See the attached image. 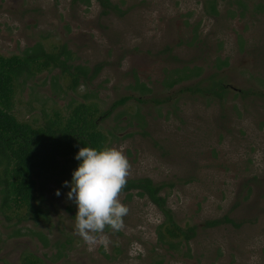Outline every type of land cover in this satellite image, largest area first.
I'll return each mask as SVG.
<instances>
[{"label": "rangeland", "instance_id": "rangeland-1", "mask_svg": "<svg viewBox=\"0 0 264 264\" xmlns=\"http://www.w3.org/2000/svg\"><path fill=\"white\" fill-rule=\"evenodd\" d=\"M112 1L125 13L103 14L96 0L90 6L0 0L1 54H21L37 42L54 51L65 43L72 64H103L75 91L59 68L28 83L20 79L13 112L41 126L56 110L66 115L85 94L102 111L131 96L100 121L108 147L125 146L128 178L169 183L164 192L177 221L196 225L197 235L174 247L160 242L161 211L146 198L121 194L130 209L124 229L105 230L108 251L102 245L89 251L75 234L78 205L67 199L70 187L63 184L71 182L75 164L62 159L68 172L61 167L38 179L34 204L43 217L35 220L28 207L0 211V264H23L28 252L45 264H264V11L254 7L264 0H248L245 17L228 14L233 0H220L218 16L206 13L204 0ZM217 57L228 58L229 66L217 71ZM186 65L202 66L203 78L217 72L229 94L223 100L191 94L183 90L188 82L166 88L169 71ZM136 78L151 91L137 88ZM224 216L236 224L206 225ZM17 229L24 234L16 235ZM59 249L65 255L57 257Z\"/></svg>", "mask_w": 264, "mask_h": 264}, {"label": "trees", "instance_id": "trees-1", "mask_svg": "<svg viewBox=\"0 0 264 264\" xmlns=\"http://www.w3.org/2000/svg\"><path fill=\"white\" fill-rule=\"evenodd\" d=\"M74 1L82 2L86 6L92 3V0ZM96 1L101 6L103 14L125 13L119 4L112 0ZM204 1L207 14L212 16L220 14V0ZM228 4L227 12L231 16L245 17L250 8L248 0H233ZM254 7L258 12L264 11L262 1L254 3ZM72 58L73 52L65 43L54 51L47 50L42 42H37L27 47L21 54L6 56L0 53V211L28 207L30 212L34 213L35 220L43 217L42 208L34 204L38 199L39 177L43 173L58 171L61 167L68 172L62 165V159L74 163L76 170L82 162L75 158L81 147L90 146L97 149L108 147V137L102 130L100 121L111 114L112 109L131 99V96H124L114 102L111 110L102 111L94 100L88 102L89 95L85 94L84 101L76 104L71 102L68 105L69 111L66 115L56 110L41 126L19 120L13 111L15 86L20 79L28 83L44 71L51 72L59 68L69 79L68 88L75 91L82 83L87 84L95 79L103 68L101 63L95 65L93 69L81 64L75 65L70 62ZM229 64L228 58L217 57L214 66L219 71ZM203 72L204 68L200 65L176 67L169 71L164 85L172 89L178 84L188 82L183 89L188 93L225 99L229 94L225 81L217 78V72L203 78ZM195 80L197 82L194 83ZM136 87L142 92L151 91V88L140 83L138 78ZM153 101L163 103L166 99ZM168 186L169 183H157L148 176L128 178L122 194H125L128 200L135 196L146 198L161 211L163 221L157 228L160 242L173 247L176 246L175 243L189 244L196 237L198 227L191 224L182 226L177 221L173 209L168 204V194L164 192ZM18 219L19 222L26 220L23 216ZM223 223L236 224L233 219L224 216L209 220L206 225L216 226ZM31 232L39 236L45 245L50 244L45 235L33 230ZM15 234L24 233L17 229ZM63 255H65L63 250L59 249L57 257ZM23 264L45 263L33 252H28L23 255Z\"/></svg>", "mask_w": 264, "mask_h": 264}, {"label": "clouds", "instance_id": "clouds-1", "mask_svg": "<svg viewBox=\"0 0 264 264\" xmlns=\"http://www.w3.org/2000/svg\"><path fill=\"white\" fill-rule=\"evenodd\" d=\"M75 158L82 162L74 170L71 182H63L64 187H70L67 199L78 205L75 234L82 238L89 251L97 245L108 251L111 241L105 230H123L124 217L130 211L120 197L132 165L125 155L124 145L103 149L84 146ZM60 194L57 189L56 195Z\"/></svg>", "mask_w": 264, "mask_h": 264}]
</instances>
